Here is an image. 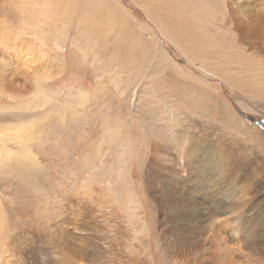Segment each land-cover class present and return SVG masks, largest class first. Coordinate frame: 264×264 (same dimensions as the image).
<instances>
[{
    "label": "rangeland",
    "instance_id": "obj_1",
    "mask_svg": "<svg viewBox=\"0 0 264 264\" xmlns=\"http://www.w3.org/2000/svg\"><path fill=\"white\" fill-rule=\"evenodd\" d=\"M78 1L0 0V261L32 262L30 244L44 259L55 257L45 249L50 230L87 233L71 223L81 207L102 228L90 231L108 252L130 238L152 242L146 220L138 222L145 196L159 240L177 232L196 246L191 256L200 264L225 244L233 251L216 253L210 264H264V100L236 85L249 87L264 74L256 70L264 69V0L214 4L215 27L207 31L214 40L205 52L227 43L225 53L207 58L226 74L171 39L147 1L105 0L129 29L122 34L141 44L140 58L122 65L112 60L111 40L104 50L97 41L115 36L121 45L112 17L97 0H83L82 8ZM173 73L183 75L189 95L237 120L226 126L214 111L178 97L176 86L169 93L163 84L178 79ZM122 227L124 240L115 236ZM158 252H145L150 264L161 260Z\"/></svg>",
    "mask_w": 264,
    "mask_h": 264
},
{
    "label": "bare ground",
    "instance_id": "obj_2",
    "mask_svg": "<svg viewBox=\"0 0 264 264\" xmlns=\"http://www.w3.org/2000/svg\"><path fill=\"white\" fill-rule=\"evenodd\" d=\"M87 1H89V0H87ZM139 1H140V3H145L146 1H147V3H149L151 10H153L156 13L155 20H156L157 25L159 24L160 27H162L165 30V32L167 34H169L171 39H175L176 43L179 44L181 47H183L184 49L190 50L194 54H196L197 56L203 58V60L206 63L213 64V66L215 67V69L218 72H220V73L223 72L224 74H226V70H224V68H222L220 65L213 62L214 61L213 58L210 59L211 62H209V60L207 58L211 57V56L213 57L214 55H217V54L225 53L227 50L226 48L228 47L227 43H220V42L215 40L216 44L214 45L215 48L212 51V55L207 54L205 52L207 50V48L212 46V44L210 42H211V39H213V38H211V39L209 38V34L207 33V31L208 30L212 31V29H214V27H215L214 22H215L217 10H216V7L214 6V4L216 3L217 0H145V1L139 0ZM82 2H83V0H81V4H80V2L78 1V3L80 4V5L78 4V6H81V8H82L83 4L84 5L88 4L87 2H83V4H82ZM94 2H95V0H94ZM91 4H93V3H91ZM213 6H214V8H213ZM83 7H85V6H83ZM97 7L100 11L102 10L103 12L108 13L112 17L114 23L116 24V27H113V31H114V29H116V31H119L121 33V34L117 35L121 39V45H119L117 43V41H118V40H116L117 37H115L114 35H113L114 37L105 38L107 40H104L102 36L99 37V35L98 36L96 35L98 37L97 41H99V43L102 42L100 49L104 50L107 46V41L111 40L110 43L113 42L112 45L114 46L113 47V58H112V60L118 59V61H120V64H122V65H124V64L133 65L140 58L138 56V54H142V52L141 53L137 52L139 46L141 45L138 42L139 40L138 41L132 40V38H134V37H131L130 35L127 37V36L122 34L125 31L128 32L129 29L122 27L120 25L119 21H121V17L117 13L113 12L112 8L108 5L107 1L97 0ZM76 15H75L76 18L81 16V15L80 16H76ZM105 17H108V16L106 15ZM240 22H239V24L242 25V22L241 23ZM96 29H97V25L95 26V29L90 28V31H93V30L95 31ZM105 31H107V30L105 29ZM109 31H108V33H109ZM186 32L192 33L193 37L192 38L185 37L184 33H186ZM97 34H99V33H97ZM89 35H88V37H90ZM210 37H211V35H210ZM226 39H228V35H226ZM93 40L94 39H91L90 42H97L96 40H94V41ZM228 44L231 45V43H228ZM212 48H210V49H212ZM228 50H230V49H228ZM229 57L231 59H237L234 55H230V54H229V56L227 55V59ZM241 58L243 59V57H241ZM256 70L264 71V69H256ZM177 72H178V70H177ZM173 74L176 75V73H173ZM228 74H227V76H228ZM220 75H222V74H220ZM176 76L178 79H176V77L173 78V76H172V78L169 80L166 78L167 81H165L163 84V87H166L165 84H169L168 85L169 93H170L171 87L173 88L174 86H176L178 88V92L176 93V95H178V97L182 98L184 96V99L190 98V105L191 104L199 105L203 109L209 110L211 112L214 111L215 112L214 116L217 115V117L219 119H221V121L226 126H227V120L228 119L231 118L232 121H235V119L237 120V117H235V119H234L231 112L226 110V108L223 107L222 105L218 104V106H219L218 110L219 111H215L216 107L214 109V105L212 106L209 103L210 101L208 99H206L205 97H203L201 94L198 97L189 95L188 91H186L185 89H181L182 86L180 83H182V81L179 83V76L182 77L183 75H176ZM229 80L233 81L231 79H229ZM258 80L254 81V83L252 82V84H251V86L254 85L258 89H249L251 86L245 87V86L241 85V82L236 84V85H238L243 90V92L246 93L247 95H249L250 97H258V99L264 100V74H263V76L259 77ZM260 81H262V82H260ZM259 83H261V84H259ZM13 85L16 87L15 84H13ZM10 87L11 86L6 87V89H5L6 92L7 91L11 92ZM184 90L186 92H184ZM148 121H150V120H148ZM149 125H151V124H149ZM172 139H171V142H172ZM182 139L184 140L183 137H182ZM178 144H179V142H178ZM207 146H214V145H207ZM263 146H264V144H263ZM226 149H227V147H226ZM238 154L239 153L235 154V156L239 157ZM252 154H254V153H252ZM241 157H239V158H241ZM239 158H236V160H239ZM234 160H233V163L235 162ZM235 163H237V162H235ZM233 170H234V167H233ZM137 182H138V185L142 184V182L140 180H137ZM140 199H141V202L143 203L144 210H142V216H140V214L138 215V222L146 220V222L148 224L147 225L148 236H149V238L152 236V242L151 241L148 242L149 244L146 243V240L148 237L140 236L134 240H132L130 238L129 242L126 241V243H128V245H124L122 242H119V245H121V248H119V246H117L116 244L111 245L109 247L110 251L108 252L106 247H104V246L102 247L101 245H99L98 240H97V238L99 236L97 234L93 235L92 232L90 231L93 228H96L98 230L100 229V231H103L102 228L97 226V225H91V223H89V221H88L89 219H87L86 216L84 219L83 213L85 212L86 214H89L90 211H88V210L83 211L82 207L81 208L79 207L80 209H77V211H76L77 216L74 220L75 222H71V223L72 224L74 223L73 228L75 230H77V229L84 230L87 233H85L84 235L82 234L83 232L81 234H77L73 231H70L69 228L60 229L58 227H55L54 229L50 230L51 234L48 233V235H49L48 243H45V244H48L47 247H45V249H47V252H49V256H55V257H52L49 259H44L42 256H40L39 245L30 244V246H29L30 252H32V254H36V256L33 257L34 259L32 262H30L27 259V262H28L27 264H150L149 258H147V256L145 255V252H148V251L150 252L153 248L154 249L159 248L158 257L161 256V260H158L157 257L155 258L156 261L153 260V262L155 264H200L201 263L200 261H202V260H200V257L194 258L193 256H191V253H193V255L195 256L194 251L196 249V246L191 242H185V241L179 240L178 239L179 234L177 232H173L172 235L169 236V237L173 238V240H169V239H168L169 241L161 240L163 243V245H162L161 241L157 237V234L159 233L157 224L159 222H157L158 221L157 219L154 220V217H152V218L150 217L151 211H150V208L148 206L147 197L142 196V197H140ZM133 201L134 200H132L131 202L133 203ZM137 201H139V200H137ZM242 203H243V201H242ZM78 205H80V204H78ZM133 211H131V212H133ZM131 216H133V215H131ZM124 220H125V222L127 221L126 219H124ZM70 221H72V220H70ZM79 221H81L83 224H80ZM66 225H68V224H66ZM135 225H136V223H135ZM120 229L122 231L120 230L118 232L116 230L115 236L119 235V236H121V239L124 240L128 237V235L124 231L125 228L122 227ZM127 231H128V229H127ZM89 233H91V234H89ZM220 236H222V235H220ZM135 240L138 242L137 244L134 243ZM219 240L222 241V239H219ZM59 242H61L62 244H60ZM77 243H79V245H77ZM226 243H227V241H226ZM145 244H146V246H144ZM225 245L226 246L224 248L220 247L216 250L211 251L209 256L206 257V259H208V260H203L202 264H210L213 261L215 262V260H213L212 257H214V255L216 253H221L223 256L227 255V249H229V250H232V249L228 248L227 244H225ZM147 246H150L152 248L150 250H148ZM185 254H186V256H185ZM253 255L255 256V254H253ZM149 257H150V255H149ZM215 257H220V256H215ZM3 259H4V257H3ZM29 259H32V258H29ZM224 260L227 261V258H225ZM23 262H25V261H23ZM216 262L219 264H223L222 260L221 261L216 260ZM0 264H4V262L0 261Z\"/></svg>",
    "mask_w": 264,
    "mask_h": 264
},
{
    "label": "trees",
    "instance_id": "obj_3",
    "mask_svg": "<svg viewBox=\"0 0 264 264\" xmlns=\"http://www.w3.org/2000/svg\"><path fill=\"white\" fill-rule=\"evenodd\" d=\"M220 86H221V91L223 92V94L227 95V88L221 84H220Z\"/></svg>",
    "mask_w": 264,
    "mask_h": 264
},
{
    "label": "water",
    "instance_id": "obj_4",
    "mask_svg": "<svg viewBox=\"0 0 264 264\" xmlns=\"http://www.w3.org/2000/svg\"><path fill=\"white\" fill-rule=\"evenodd\" d=\"M260 124H262L261 122H259Z\"/></svg>",
    "mask_w": 264,
    "mask_h": 264
}]
</instances>
